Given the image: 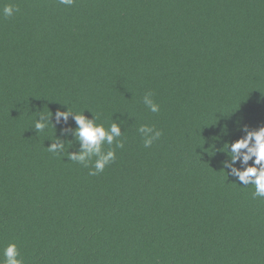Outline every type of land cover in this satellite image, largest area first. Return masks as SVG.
Masks as SVG:
<instances>
[{"label": "trees", "instance_id": "trees-1", "mask_svg": "<svg viewBox=\"0 0 264 264\" xmlns=\"http://www.w3.org/2000/svg\"><path fill=\"white\" fill-rule=\"evenodd\" d=\"M65 106L120 125L103 172L69 158L71 116L34 130ZM244 125L264 126V0H0V261L264 264V198L220 151Z\"/></svg>", "mask_w": 264, "mask_h": 264}, {"label": "clouds", "instance_id": "clouds-1", "mask_svg": "<svg viewBox=\"0 0 264 264\" xmlns=\"http://www.w3.org/2000/svg\"><path fill=\"white\" fill-rule=\"evenodd\" d=\"M60 4L71 6L74 0H59ZM19 9L13 5H5L3 8V15L11 17L14 12ZM147 108L153 112L158 113L160 106L151 98V93L146 94L143 100ZM64 111L57 110L50 116L40 115L34 124L36 133L43 132L49 123L56 128V125L61 120L67 122L69 116L74 120L76 127L73 130V135L80 145L78 152H69V158L72 161L80 163L85 167L89 166V161L95 157L94 164L89 170L90 175H97L104 171L105 167L115 160V150L110 148L106 152L103 146L113 145L116 148H123L124 144L119 138L122 136L121 127L118 123L113 122L107 128L103 124L96 123V118L92 115L89 118L85 115V111L81 114L72 112L65 106ZM244 135L234 142L225 143L221 152L225 153L228 160L223 161V167L228 171V174L236 178V181L243 186L254 185L253 198H264V126L258 129H249L244 125L240 129ZM138 132L143 138L145 147H151L155 140H158L162 132L154 128V126L141 125ZM47 150L54 154H60L64 151L65 143L56 136L55 140L51 141ZM251 161V163H249ZM239 164L240 167H236ZM4 259L0 264H24L19 249L15 243H10L3 250Z\"/></svg>", "mask_w": 264, "mask_h": 264}]
</instances>
